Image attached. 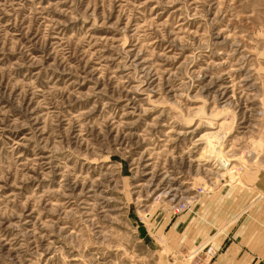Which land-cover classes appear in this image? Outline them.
<instances>
[{
  "label": "rangeland",
  "instance_id": "obj_1",
  "mask_svg": "<svg viewBox=\"0 0 264 264\" xmlns=\"http://www.w3.org/2000/svg\"><path fill=\"white\" fill-rule=\"evenodd\" d=\"M238 244L264 264V0H0V264Z\"/></svg>",
  "mask_w": 264,
  "mask_h": 264
},
{
  "label": "crops",
  "instance_id": "obj_2",
  "mask_svg": "<svg viewBox=\"0 0 264 264\" xmlns=\"http://www.w3.org/2000/svg\"><path fill=\"white\" fill-rule=\"evenodd\" d=\"M173 237L175 238L174 242L177 243V244H179L182 241L183 238L185 239V237H181V236L179 237L176 234H174ZM200 237H201L200 235H191L190 240L193 239L192 240L193 241L192 244L198 243L197 240ZM185 240L188 241V242H190V240H188V239H185ZM246 247L247 246L245 244L239 245V250H238V255H237V261H238L237 264H246V257H247V252L245 250ZM242 248L244 249V252L241 253V249ZM247 249L250 250L249 247ZM221 257H218V260L219 261H217L215 264H222V263H225L226 264V263H228V259H229V254L228 253H226L225 256L222 255Z\"/></svg>",
  "mask_w": 264,
  "mask_h": 264
}]
</instances>
